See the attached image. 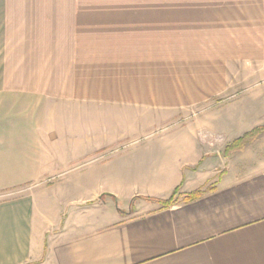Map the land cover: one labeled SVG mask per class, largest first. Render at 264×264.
I'll use <instances>...</instances> for the list:
<instances>
[{
    "label": "crops",
    "instance_id": "1",
    "mask_svg": "<svg viewBox=\"0 0 264 264\" xmlns=\"http://www.w3.org/2000/svg\"><path fill=\"white\" fill-rule=\"evenodd\" d=\"M221 1L223 58L197 11L149 69L134 50L80 72L14 53L0 0V264H264V130L237 142L264 125V0Z\"/></svg>",
    "mask_w": 264,
    "mask_h": 264
},
{
    "label": "rangeland",
    "instance_id": "2",
    "mask_svg": "<svg viewBox=\"0 0 264 264\" xmlns=\"http://www.w3.org/2000/svg\"><path fill=\"white\" fill-rule=\"evenodd\" d=\"M13 3L14 23L22 25V34L14 33V39L23 35L19 38L28 39L29 45L26 48L14 47V53L26 55L25 59L33 63L38 61L36 58L43 56L42 52L46 55L47 51L54 50V55L59 58L61 69L65 68V62L69 60V57L76 56L77 60L73 58L71 63L76 64L80 72H83V66L87 63L98 66L104 62L105 59L100 60L99 55L106 59L108 56H113V59L117 60L123 56L127 60L128 55L135 50L142 51L143 59L139 58L141 63L139 62L138 66L148 68L151 63L146 56H149L150 52L162 56L164 37L178 34L180 38L183 32L172 29L176 27L179 29L177 23H180V19L197 18L194 15H187L197 11H201L198 18L209 30L204 32V39H200L199 42V45H204L202 47L204 52L218 53L223 58L220 52L224 53L223 51L227 50L223 47L221 39L216 36L217 33L210 31L213 28L210 23L213 20L212 9L220 6L221 0H13ZM25 9L29 15L25 16ZM170 10L173 14L164 15ZM176 13L178 15H174ZM219 18L223 23V20H228L229 17L220 15L217 20ZM167 21L174 25L168 26ZM234 34L240 37L244 33L229 31L227 36L233 39ZM261 34L264 36V32ZM253 36L257 38L256 32H253ZM225 37L223 36L222 40ZM90 40L92 42H86ZM178 41L181 42L180 39ZM178 41L176 43H179ZM90 47L94 50L93 54L88 51ZM87 56L90 59H86ZM219 99L221 97L215 96L211 101L216 102ZM181 118L179 116L178 120H182ZM157 123L152 127L153 134L169 132V126L164 128L166 122ZM139 134L141 133L134 132L128 126L126 120L123 135L132 137ZM68 169V163L60 167V171ZM51 194L54 196L53 190Z\"/></svg>",
    "mask_w": 264,
    "mask_h": 264
},
{
    "label": "trees",
    "instance_id": "3",
    "mask_svg": "<svg viewBox=\"0 0 264 264\" xmlns=\"http://www.w3.org/2000/svg\"><path fill=\"white\" fill-rule=\"evenodd\" d=\"M262 130H264V125L263 126H261V127H257V128H255V129H253L252 131H250L249 133H246L245 135H243L242 137H240L238 140H237V142H239L240 141V143L242 142H245L248 138H252V137H255L257 134H259ZM156 201H158V202H160V203H162V205H170V204H173L175 201H176V199H174L173 197H170V198H168V199H166V200H156Z\"/></svg>",
    "mask_w": 264,
    "mask_h": 264
},
{
    "label": "built area",
    "instance_id": "4",
    "mask_svg": "<svg viewBox=\"0 0 264 264\" xmlns=\"http://www.w3.org/2000/svg\"><path fill=\"white\" fill-rule=\"evenodd\" d=\"M214 141V140H213Z\"/></svg>",
    "mask_w": 264,
    "mask_h": 264
}]
</instances>
